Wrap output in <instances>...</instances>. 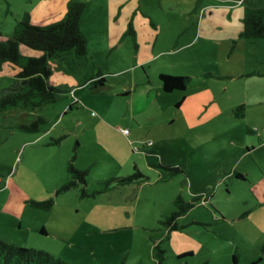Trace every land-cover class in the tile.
Masks as SVG:
<instances>
[{"label": "rangeland", "instance_id": "1", "mask_svg": "<svg viewBox=\"0 0 264 264\" xmlns=\"http://www.w3.org/2000/svg\"><path fill=\"white\" fill-rule=\"evenodd\" d=\"M68 1L0 0V39L13 37L26 15L36 25L62 20ZM84 1L91 4L83 22L88 56L69 50L49 60L51 83L68 92L35 109L0 111V238L77 264H119L123 258L126 264H158L162 255V264H235L234 256L237 264H264L260 173L238 179L237 160L226 143L228 137L240 143L253 138L258 145V136L245 138L241 129H189L187 110L201 100L189 96L181 106L182 91L157 93L148 83L153 89L144 93L146 85L134 79L150 70L137 64L154 56L153 68L173 64L170 71L189 76L216 71L207 86L219 93L218 103L234 92L264 94V40L241 35L245 8L264 6V0H130L117 8L116 15L129 14V20L124 40L113 50L103 27L94 25L105 6ZM20 53L41 57L44 51L20 44ZM100 66L107 81L96 91L86 75L96 76ZM19 70L14 63L2 64L0 89L13 85ZM38 116L46 119L39 131L20 127ZM160 162L183 171L170 174ZM71 163L88 168L95 196L82 198L78 188L57 193ZM137 171L144 177L105 185ZM179 195L194 206L169 229L164 221ZM50 199V208L33 203Z\"/></svg>", "mask_w": 264, "mask_h": 264}, {"label": "trees", "instance_id": "2", "mask_svg": "<svg viewBox=\"0 0 264 264\" xmlns=\"http://www.w3.org/2000/svg\"><path fill=\"white\" fill-rule=\"evenodd\" d=\"M245 1V0H243ZM87 2L84 0H69L64 18L48 25L32 24L29 16L20 20L15 28L13 37L0 39V68L5 62L16 64L20 70L16 82L10 87L0 89V111H8L15 108L35 109L59 100L68 88L61 85H54L50 81L53 71L50 66V59L60 52L74 50L77 56H85L88 52L87 35L81 24V18ZM243 30L241 35L251 41L264 40V6H247L244 11ZM20 44L28 45L35 49L44 51L41 57H29L20 53ZM96 76L88 77L91 88L99 90L104 86L105 76L100 69ZM191 76L161 73L159 81L162 88L167 91L185 90L191 82ZM182 101V100H181ZM180 103V102H179ZM46 119L38 116L29 123H22L20 127L26 131H39L41 123ZM160 167L166 169L170 174L183 171L180 165H168L160 162ZM69 177L59 187L57 193H63L73 188L80 189L82 198L93 197L98 191H91L87 181L88 169H79L74 164L69 165ZM144 175L137 171L124 177L111 178L105 181V185L111 182L129 183ZM237 177L244 178L241 173ZM200 195L195 196V200ZM43 208H50L54 201L33 202ZM176 209L164 221L169 229L178 227L177 219L194 206L193 202H186L182 196L175 199ZM45 232V230H42ZM162 253V250H161ZM163 259V255L161 256ZM162 259L158 264H162ZM234 262L237 259L234 256ZM0 264H77L64 261L56 257L46 249L34 247L23 248L11 241L0 238ZM119 264H126L124 258Z\"/></svg>", "mask_w": 264, "mask_h": 264}, {"label": "crops", "instance_id": "3", "mask_svg": "<svg viewBox=\"0 0 264 264\" xmlns=\"http://www.w3.org/2000/svg\"><path fill=\"white\" fill-rule=\"evenodd\" d=\"M97 1H99L98 2L99 5L105 6L106 10L103 12L94 11L96 12L97 15V20L95 21L94 25L99 26L100 31L101 28L103 27L102 34H103V30H105L104 38L106 39L107 48L113 50L115 49V47H117L118 43L124 40L125 38L124 32L126 31L129 20V14H126L125 17H123L122 15L124 13L122 12H121V16L118 17V14L116 15L117 8L121 5L130 4L131 1L130 0H97ZM230 1L235 2L236 0H230ZM134 3H136L135 0ZM87 5H89L90 7L91 4L89 3ZM85 10L82 14L81 24L88 38V34L84 26L85 24H83ZM203 31L204 30L200 28L201 34ZM158 40H159V36L158 38H156V43H158ZM87 49L89 52L88 44H87ZM173 50L175 51L174 48L168 50H162L160 51V54L172 53ZM87 54L85 55V57L88 56ZM153 59L154 56L146 59L145 61H141L136 66V68L142 67L143 69L146 70L145 66L148 65L150 69L148 71L147 70L145 71L144 76L137 73L134 76V79L139 78L141 82L144 83V85H146L145 87L143 86L144 93H150L151 89H153V87L147 86L148 83L155 84L157 93H161L162 91H165L162 88V85L159 81V76L161 73H171L177 75L188 74V73H183L181 71H177V73L170 71L169 70L170 66L171 68H173L174 65L168 63H162L159 64L158 67L153 68V63H155V60ZM101 68L102 67L100 66L99 69L102 71ZM205 70L206 69H202L201 71L198 72L194 71L193 74H198V75L195 76L190 75L192 77L191 86L195 87L196 85H200L199 89L191 90L192 88H190L191 87L190 86L187 87L185 90H178V91H182L181 94L182 101H180L179 105H181V103L185 105L189 99V96H191V98L193 97V99L195 100H201L199 104H196V106L187 110V114L190 115V118H185L186 124L189 126V129L192 130H196L198 128L207 132L210 131L218 132L220 130H229L234 132L237 129H241L243 135H245L244 136L245 138L248 137L247 136L248 134L257 135L259 140L258 145H255L253 138L251 139L246 138L240 143V141L237 138L228 137V141L226 143L232 146L233 152L230 153L231 158L237 160V164L233 167L235 176L237 177V174L241 173L244 176V178L238 177V179H248L249 178L248 176H251L254 172L260 173V180L258 186L260 191L264 193V156H263L264 155L263 154L264 153V106H263L264 94H259L258 96H255L254 92H248V90H245L243 96L240 95L237 96L236 95L237 93L234 92L232 96H228V98H225L224 102L218 103L220 100L219 93L218 92L215 93L211 86H207L208 84H211V81L208 80L210 75L216 76L217 73L216 71L214 72L211 70L210 71H205ZM150 71L153 73H151ZM102 74L103 76H105V73H103V71ZM90 76L91 75L88 74L86 75V83L88 77ZM156 76L158 77L157 80L155 79ZM203 76H206V78L204 79ZM106 81L107 79L105 76L104 86H102V88L100 87L99 90H102L104 87H106ZM208 89H212V90L208 91ZM221 89H223V84L220 90ZM225 89H229V85H226ZM128 93L129 92H125V94ZM147 101H149V99ZM210 101L212 103L215 102L217 104H215V106H212V108H210V103H211ZM133 111H135L134 108ZM173 119L175 120V118ZM254 149L255 150L258 149L257 151H260L259 152L260 154L255 153ZM251 155L253 156V159L257 163V167L253 165L252 160L250 158ZM79 169H88V168L81 167ZM257 196H262V195L257 194ZM262 200L264 201V199Z\"/></svg>", "mask_w": 264, "mask_h": 264}, {"label": "built area", "instance_id": "4", "mask_svg": "<svg viewBox=\"0 0 264 264\" xmlns=\"http://www.w3.org/2000/svg\"><path fill=\"white\" fill-rule=\"evenodd\" d=\"M125 132H128L127 129H125Z\"/></svg>", "mask_w": 264, "mask_h": 264}]
</instances>
